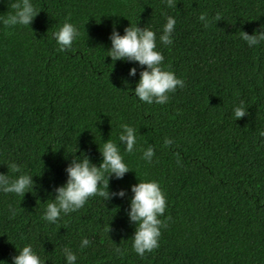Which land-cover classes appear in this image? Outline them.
Returning a JSON list of instances; mask_svg holds the SVG:
<instances>
[{
    "label": "trees",
    "instance_id": "16d2710c",
    "mask_svg": "<svg viewBox=\"0 0 264 264\" xmlns=\"http://www.w3.org/2000/svg\"><path fill=\"white\" fill-rule=\"evenodd\" d=\"M11 2L0 0V174L9 183L28 174L33 187L24 196L0 190V264L27 245L43 264H68L65 247L73 264H264V41L241 38L264 31V0H30L32 24L5 26ZM169 16L176 24L165 45ZM66 22L79 36L59 51L53 34ZM114 25L121 36L131 25L156 34L161 67L184 81L166 103L135 94L146 65L112 62ZM241 101L246 115L236 119ZM124 124L136 131L131 153L119 140ZM109 140L129 171L108 176V199L45 220L68 167L85 157L99 167ZM149 181L165 196L166 227L159 247L140 256L132 187Z\"/></svg>",
    "mask_w": 264,
    "mask_h": 264
},
{
    "label": "clouds",
    "instance_id": "9594fccd",
    "mask_svg": "<svg viewBox=\"0 0 264 264\" xmlns=\"http://www.w3.org/2000/svg\"><path fill=\"white\" fill-rule=\"evenodd\" d=\"M167 4L169 7L174 6L173 0H167ZM10 6L15 12L3 19L5 26L31 25L38 14L30 0H15V2H11ZM206 15V13L201 14L199 19L203 21ZM214 19L220 20L221 17L217 14ZM175 24V19L169 16L163 34L160 36V41L163 44L170 45L172 43L171 34L174 31ZM207 26L208 23H205V27ZM113 29L111 36L112 48L109 50L112 62L116 60H133L139 62L140 65L147 66L141 72L140 81L135 88V94L141 101L152 104L153 98H155V103L164 104L169 99L167 93L174 92L177 85L181 88L184 87L183 80L177 79L173 72L164 70L161 67L164 56L156 50V34L152 30L131 25L125 29V34L121 36L115 31V25ZM53 35L59 45L58 50L64 51L65 48L72 49L73 41L79 36V31L72 23L66 22ZM241 38L251 47L264 41V31L251 36L241 31ZM130 74L135 75L136 69H131ZM245 115L246 108L244 101H241L240 105L234 108V116L239 119ZM121 127L124 129L125 134H120L119 140L126 141L125 151L131 153L137 143L136 131L127 124L121 125ZM261 135H264V133H261ZM170 143H172L171 140H165V146ZM100 151L103 161L99 167L92 165L86 157L83 160H74L73 164L68 167V182L65 186L56 189L58 195L54 202L47 204L44 215L45 220L55 223L61 213L68 214L83 207L89 197L99 195L105 200L108 199V176L114 173L117 178H121L129 171V168L124 163L117 144L111 140L105 142ZM152 156L153 150L148 148L143 154V159L150 163ZM11 169L13 172H20V168L14 163L11 165ZM106 172L109 173L107 177H105ZM9 179V176L0 174V190L4 193L24 196L25 192L33 187V180L28 174L19 175L17 178L12 179L11 183H9ZM132 191L134 197L129 215L132 221L138 222L133 237V250L138 255L144 256L146 251L151 252L159 247L160 228L166 227V225L158 219V216L164 214L166 200L159 184L155 181L140 182L132 187ZM119 195L123 196V191ZM10 210L15 215V210L11 208ZM88 243V239H83L81 248L86 247ZM115 251L121 253L119 248ZM63 252L68 264H73L76 261L77 257L71 249L65 247ZM13 264H43V262L31 245H27L19 251L17 256L13 257Z\"/></svg>",
    "mask_w": 264,
    "mask_h": 264
}]
</instances>
